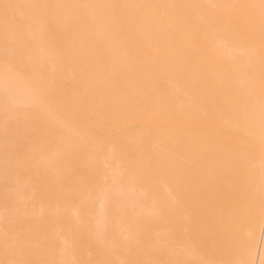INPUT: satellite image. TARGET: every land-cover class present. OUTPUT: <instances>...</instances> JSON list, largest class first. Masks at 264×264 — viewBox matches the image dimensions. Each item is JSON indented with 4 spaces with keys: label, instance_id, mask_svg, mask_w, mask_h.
<instances>
[{
    "label": "bare ground",
    "instance_id": "bare-ground-1",
    "mask_svg": "<svg viewBox=\"0 0 264 264\" xmlns=\"http://www.w3.org/2000/svg\"><path fill=\"white\" fill-rule=\"evenodd\" d=\"M0 264H264V0H0Z\"/></svg>",
    "mask_w": 264,
    "mask_h": 264
}]
</instances>
